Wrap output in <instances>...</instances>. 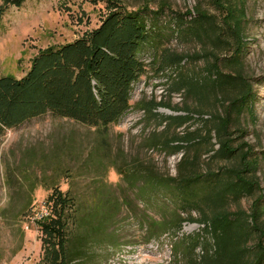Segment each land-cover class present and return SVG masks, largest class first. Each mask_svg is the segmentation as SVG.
I'll return each mask as SVG.
<instances>
[{
    "label": "rangeland",
    "instance_id": "1",
    "mask_svg": "<svg viewBox=\"0 0 264 264\" xmlns=\"http://www.w3.org/2000/svg\"><path fill=\"white\" fill-rule=\"evenodd\" d=\"M6 1L0 0V76H25L40 51L89 35L117 7L147 9L159 40L143 51L146 74L133 85L130 110L107 135L47 115L0 136V264H50L47 249L49 257L55 251V260L60 261L57 245H51L53 238L28 218L54 185L63 193L72 189L90 197L92 206L102 194L120 199V212L107 231L115 235L114 243L90 244L79 264H188L203 256L201 249L188 251L185 244L201 226L186 222L182 232L175 233L178 211L171 195L152 188L153 183L177 175L185 152L175 153L174 138L203 130L202 118L187 111L199 103L180 91L178 83L180 76L204 66L199 59L205 44L177 37L173 32L177 16L207 14L243 38V51L239 45L219 52L216 63L225 72L241 69L257 95L253 110L235 115L227 146L245 150V173L259 185L264 220V0H26L20 7ZM175 56L187 59L177 67ZM202 110L214 112L210 104ZM188 115L193 121L181 128L178 121L164 119ZM208 157L203 155L201 168L232 165ZM61 196L52 197L55 220L48 224L60 216L56 198ZM122 197L129 199L133 212L123 206ZM256 205L254 198L242 203L248 212Z\"/></svg>",
    "mask_w": 264,
    "mask_h": 264
},
{
    "label": "trees",
    "instance_id": "2",
    "mask_svg": "<svg viewBox=\"0 0 264 264\" xmlns=\"http://www.w3.org/2000/svg\"><path fill=\"white\" fill-rule=\"evenodd\" d=\"M7 1L20 7L26 0ZM177 17L173 30L177 37L205 44L199 59L204 66L198 72L180 76L178 83L180 91H186L199 103L194 111H187L202 118L203 130L187 131L174 138L178 143L175 153L185 152L177 175L153 183L152 188L164 189L171 195L178 211L172 227L175 233L182 232L186 222L201 226L200 231L186 238L185 244L188 251L201 249L203 256L191 258L188 264H264L263 198L259 185L254 176L247 178L245 150L227 146L235 115L253 110L257 95L241 69L225 72L216 63L219 52L235 50L239 45L243 51V38L207 14L199 13L191 19ZM156 30L147 9L127 11L117 7L89 35L40 51L25 76H0V136L47 115L107 135L131 108L133 85L147 70L141 55L146 48L155 47L159 40ZM173 58L177 67L187 59ZM209 104L214 112L202 110ZM164 119L178 121L179 128L193 121L191 115ZM203 155H209L208 161L232 165L214 168L207 164L203 169ZM58 186L50 187L53 191L47 202L51 212L38 227L53 238L51 245H57L60 261L55 260V251L49 257V249L45 259L50 264H79L86 258L90 244L102 240L114 243L115 235L107 231L120 212V199L102 194L92 206L90 197L72 189L63 193ZM57 193L62 195L56 198L60 216L48 224L55 220L52 197ZM253 198L257 205L248 212L242 203ZM32 199L30 195L29 204ZM128 200L122 197L123 206L133 212Z\"/></svg>",
    "mask_w": 264,
    "mask_h": 264
},
{
    "label": "built area",
    "instance_id": "3",
    "mask_svg": "<svg viewBox=\"0 0 264 264\" xmlns=\"http://www.w3.org/2000/svg\"><path fill=\"white\" fill-rule=\"evenodd\" d=\"M50 212V205L48 204L47 200L42 201L41 203L35 205L28 218L31 223H34L38 226V223L47 218L50 215Z\"/></svg>",
    "mask_w": 264,
    "mask_h": 264
}]
</instances>
